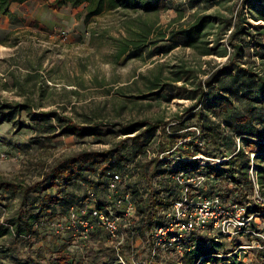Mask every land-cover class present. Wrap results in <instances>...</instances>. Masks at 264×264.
<instances>
[{"label": "rangeland", "instance_id": "374dc122", "mask_svg": "<svg viewBox=\"0 0 264 264\" xmlns=\"http://www.w3.org/2000/svg\"><path fill=\"white\" fill-rule=\"evenodd\" d=\"M51 1L27 0L21 4L12 1L3 5L4 10L0 9V105L26 104L38 114L55 111L77 123L95 124L103 132L82 138L53 136L59 126L54 117L37 121L30 119L26 110L14 113L16 123H22L19 128L9 121L0 122V180L19 184L38 181L48 185L50 176L47 173L59 159L82 150L114 149L112 161L107 164L110 170L119 172L121 166L117 161H126L124 172L131 177L133 161L136 157L142 161L146 154V159L152 158L148 175L156 184L159 178L156 173L178 167L179 159L163 161L155 156V137L161 135L163 129L168 135L174 134L176 127L183 135L174 139L176 145L185 146L198 131L197 118L191 116L192 112H185L192 101L169 96L175 90L174 85L182 83L171 80V71L191 69L198 79H205L211 70L228 61L230 49L227 48L224 56H201L179 43L167 54L155 53L154 47L133 48L137 43L142 45L153 40L159 30L167 33L176 26L179 14L191 13L187 0H164L167 8L152 13L118 5L111 7L104 1L102 11L96 15H88L85 4H67L53 10L49 7ZM174 5L181 10H176ZM164 43L167 42L158 45ZM223 43L226 45L225 40ZM124 45L129 46V50L119 55ZM156 76L159 77L158 85L151 88L150 82ZM243 108L244 104H236L233 112H242ZM8 111L1 109L0 118ZM143 119L152 124L161 120L164 124L151 130L142 126L143 133L136 140L122 133V125ZM223 120L224 115H221L208 119L205 124L223 125ZM225 134L231 135V132L223 131L222 136ZM232 136L240 143L237 134ZM142 143H147L143 153ZM245 150L249 156V175L250 170L256 175L254 153L249 148ZM204 151L206 146L201 148V152ZM119 154H123L120 159ZM227 155L232 156L230 150ZM99 161L94 172H83L88 181L78 174L65 183L63 177L55 180L53 186L41 193L44 196L50 192L52 198L43 209L37 206L39 198L35 192L28 193L22 201L20 192L0 188V229L4 231L0 235V264H53L60 253L68 257L66 264L147 263L148 239L143 238L135 226L134 233L126 230L130 227L127 220L120 222V252L126 257L124 262L115 256L116 240L110 239L104 230L93 234L92 228L79 224L82 215L77 208L78 199H85L86 195L91 199L89 194L93 193L96 201L104 200L105 207H112L105 187L106 177L98 171L105 162ZM134 180L131 177L130 183ZM125 185L119 192L124 191ZM138 185L142 188V179ZM215 187L220 192L231 188L221 182ZM248 194L252 196V192ZM259 194L264 198V187L260 185ZM22 202L26 211L24 217L34 208L40 210L27 235L17 233L13 223ZM84 211H87L86 206ZM254 221L264 235V217H255ZM245 229H251L249 224ZM225 240V247L232 249L234 255L245 253V264H264V258L260 259L256 251L260 243L254 240L250 242L252 247L246 246L249 240L245 235ZM198 242L202 247L209 246L205 240ZM237 243L245 245L244 249H239ZM181 253L182 250L173 257L179 261Z\"/></svg>", "mask_w": 264, "mask_h": 264}, {"label": "trees", "instance_id": "16d2710c", "mask_svg": "<svg viewBox=\"0 0 264 264\" xmlns=\"http://www.w3.org/2000/svg\"><path fill=\"white\" fill-rule=\"evenodd\" d=\"M12 1L21 4L27 0H0V9L4 10L3 5ZM104 1L108 2L111 7L117 5L131 7L144 13L157 12L167 8V3L164 0H52L49 7L53 10H59L67 4L71 6L85 4V7L88 8L87 14L96 15L102 11ZM187 1L191 13L186 16L179 14L175 27H172L167 33L159 30L155 33L153 40L142 43V45L137 43L133 48L154 47L155 53L167 54L179 43L185 48L193 49L201 56L212 54L224 56L227 48H229L228 61L211 70L205 79H198L191 69L181 68L171 71L173 72L171 80L173 82L182 81V83L174 85L175 90L169 96L192 101L185 112H192L191 116L197 118L196 127L198 131L195 137L185 143V146L176 145L174 139L183 137L179 133L180 129L176 127L173 130L174 134L168 135L163 129V133L155 137V156L163 161H167L172 156L179 157L178 167L165 169L161 174L156 173L155 176L159 177L156 179V184L148 175V167L151 165L152 158L146 159V154H144L142 161L138 157L133 161L132 168L134 171H132L131 177L136 181L134 180V183L131 184V177L129 176L130 180L126 183L124 191L131 194L136 215L132 218L133 223H130V227L126 230L134 233L133 228L135 226L141 236L148 239V259L147 263L144 264H245L244 258L247 257L245 253L234 255L232 249L225 247V237L209 236L207 233L199 232L193 233L181 243L182 253L179 261L173 257L174 253H178L174 246L156 248L153 257L149 254L151 249L150 232L164 225L166 213L182 187L174 178L181 172L183 179L194 178L198 175L204 177L203 182L191 190L192 196L200 193L207 196L218 194L224 203L229 201L250 203L246 213L254 215V218L249 222L252 231L260 232L256 227L255 217H264V213H261L264 212V207L256 204L248 194L252 189V182L249 175V156L245 150V148H249L250 152L254 153L253 158L256 165H253V169L256 180L260 186L264 187V167L261 165L264 164V23H260L264 22V0ZM174 6L176 10H181L178 5ZM223 40H225L226 45H224ZM163 41L167 43L158 45L159 42ZM127 50H129V46L124 45L119 55L124 54ZM158 81V76L151 80V88L156 87ZM239 103L244 104L242 112H233L236 104ZM254 104L260 106H253ZM1 109L10 111L3 113L0 122L3 120L12 122L17 128L22 126V123L20 121L16 123L13 115L14 113L19 114L21 110H26L27 115L33 120L40 121L45 117H54L59 126L57 133L53 136L82 138L88 135H100L103 132L95 124L86 121L85 123H77L55 111L34 113L33 108L26 104H1ZM228 111H230L229 114ZM221 115H224L223 125L220 123L205 124L208 119L219 118ZM162 124L164 123L161 120L152 124L147 119H143L122 125L121 131L126 137L136 140L143 133L140 129L142 126L145 125L146 130H151L153 127ZM137 130L139 131L136 133ZM223 131L224 133L229 131L231 135L222 136ZM132 133L133 135H130ZM233 133L237 134L240 143L236 142L232 136ZM145 144L147 143H142V153ZM203 146H206V151L201 152ZM220 146H224L223 149ZM229 150L232 156L227 155ZM112 151L114 149H107L102 152L82 150L59 159L47 173L50 176L48 185L38 181L31 184H19L0 180V188H11L13 192H20L22 201L26 199L28 193L35 192L39 198L37 206L39 209H43L52 201L50 192H46L44 196L41 195L48 186H53L54 181L60 177H63L62 182L65 183L71 180L75 174L88 181V176L83 175V172L86 171L88 174L94 172V166L100 162L99 160L105 162V166L99 167L98 171L106 177V187L107 179L113 172L110 170L111 167H107V164L112 161ZM122 155H118L119 159ZM200 155L202 157H199ZM218 156L222 159L216 162L219 159ZM191 157L194 158L184 160ZM117 164L121 166L120 170L117 171L126 173L124 168L127 162L118 160ZM141 179L142 188L138 185V181ZM220 182L225 187L229 185L231 188L227 187L223 192L218 191L215 186ZM97 201V209L107 212L105 209L107 203L100 199ZM23 204L22 202L13 223L17 233L22 232L27 235L31 233L33 222L38 217L40 210L34 208L24 217L26 211L23 210ZM90 204H92V200L87 195L85 199L77 200V208L82 218L91 220L92 233L99 234L103 229L91 216L90 207H88ZM85 206L87 211L82 213ZM3 232L0 229V235ZM201 234L205 235L202 236ZM240 235H245L249 240L246 246L251 245L250 242L254 240L260 245L262 244V239L253 235L252 232H242ZM201 240H205L209 246H200L198 241ZM239 245L243 246L237 243L238 247ZM256 251L260 259L264 258V248ZM67 258L65 254L60 253L53 264H66Z\"/></svg>", "mask_w": 264, "mask_h": 264}, {"label": "built area", "instance_id": "2783aa9c", "mask_svg": "<svg viewBox=\"0 0 264 264\" xmlns=\"http://www.w3.org/2000/svg\"><path fill=\"white\" fill-rule=\"evenodd\" d=\"M177 158L179 157H170ZM186 158L184 160H190ZM220 160H216L219 162ZM204 164V162H201ZM182 172L174 178L182 185L178 196L173 200L170 209L166 213L163 226L157 227L150 232V256L153 257L158 247H176L181 250V243L195 232L212 233L215 237L232 238L239 236L242 232H252L262 239V244L258 248H264V235L260 232H254L251 229L246 230V224L254 218V215L247 214V207L250 203H239L229 201L224 203L218 194L207 196L205 194L191 195V190L203 182V176L198 175L194 178L183 179ZM255 174V173H254ZM250 179L252 182V196L250 197L256 204L264 207V198L259 194V185L256 175L250 170ZM130 180L126 173L112 172L106 182L111 201V209L105 207L107 212L97 209L98 202L93 193L89 196L92 199L90 214L98 225L107 233L108 237L116 240L114 248L120 261L124 262L126 257L120 252L122 237L120 231V222L127 220L130 224L135 214L134 200L128 191L119 192L124 184ZM250 195V194H249ZM85 212L82 210V213ZM264 213V212H261ZM80 226L86 228L92 227L89 219H80ZM249 245L248 247H252ZM244 248L243 246H239ZM132 264H135L133 262Z\"/></svg>", "mask_w": 264, "mask_h": 264}]
</instances>
